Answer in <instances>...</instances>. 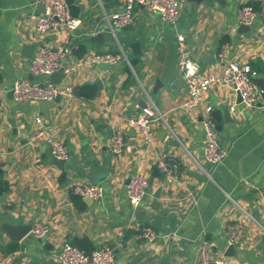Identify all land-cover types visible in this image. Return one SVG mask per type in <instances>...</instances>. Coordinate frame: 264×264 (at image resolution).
I'll list each match as a JSON object with an SVG mask.
<instances>
[{"label": "crops", "instance_id": "0c3cea01", "mask_svg": "<svg viewBox=\"0 0 264 264\" xmlns=\"http://www.w3.org/2000/svg\"><path fill=\"white\" fill-rule=\"evenodd\" d=\"M242 0H181L175 25L138 4L134 23L111 32L104 15L121 9L122 0H73L75 17L82 23L72 40L76 69L60 82L75 91L91 88L92 96L76 94L53 101L50 117L38 102L19 103L11 92L23 78L33 76L30 64L41 44L58 46L62 31L39 34L35 0H0V90L4 111L0 121V264H42L55 261L62 244L80 242L84 248L108 247L116 264H199L202 238L213 257L231 264H264V96L257 106L244 108L238 93L212 85L202 102L183 108L187 98L178 70V35L185 37L192 57L201 64L203 76L220 75L237 59L264 81V0H247L257 11L250 30L240 32L238 9ZM75 12V13H74ZM102 34L103 38H91ZM138 43L137 52L132 47ZM86 49L83 56L74 51ZM27 48L30 51H27ZM141 51V54L139 52ZM122 52L126 55H122ZM225 55L222 56L221 53ZM92 53L121 54L108 69L85 62ZM162 86L157 88L158 82ZM100 84V85H98ZM154 105L170 126L156 127L152 143L128 124L129 117ZM212 107L220 143L229 151L224 162L210 170L203 156L202 120ZM230 108L233 123L225 118ZM42 126L69 150L59 167L45 143L31 142ZM126 134L130 150L113 154L108 140L115 130ZM157 154L179 162L180 185H170L157 170ZM207 169V168H206ZM142 172L150 180L149 195L138 209L127 197L128 179ZM101 183L104 196L87 202L73 185ZM240 222L246 236L226 255L227 228ZM49 227L44 239L31 232L13 242L5 224ZM153 226L156 242L140 238V230Z\"/></svg>", "mask_w": 264, "mask_h": 264}, {"label": "built area", "instance_id": "2783aa9c", "mask_svg": "<svg viewBox=\"0 0 264 264\" xmlns=\"http://www.w3.org/2000/svg\"><path fill=\"white\" fill-rule=\"evenodd\" d=\"M141 4L150 13L159 14L163 20L175 25L181 15V0H122L121 9L111 14L104 15L108 29L116 33L120 29L130 27L134 23L135 6ZM35 5H43L44 11L37 14L35 23L40 35L45 36L51 32L62 31L63 42L58 46L41 44L37 47L30 64L33 76L50 77L53 73L62 72L71 74L76 69V64L70 62L72 57V40L79 29L82 20L72 14L68 0H35ZM257 16V11L247 0H242L238 9V20L242 25L251 26ZM122 55H126L122 52ZM113 53H92L84 60L90 64L116 63L122 56ZM178 70L182 76L187 92L183 108L198 106L212 85L229 87L241 95V105L252 108L262 101L263 90L255 80L256 72L249 65H244L237 59L230 60L224 71L218 76L206 75L201 72V64L194 59L187 47L185 37L178 35L177 47ZM225 55L224 52L221 53ZM13 98L19 103L38 102L39 100L55 101L59 98H71L76 95L74 87L70 85L48 82H36L30 78L17 80L12 88ZM3 90H0V121L4 111L2 101ZM41 126L31 136V142L41 141L49 148L54 159L66 160L69 150L65 143L52 136L43 124V116L35 117ZM127 122L136 127L144 141L152 143L156 127L164 126L170 129L165 115L151 105L135 116L129 117ZM203 126V156L206 162L216 167L224 162L228 156V149L224 147L217 136L216 121L212 114V107L207 109V115L202 120ZM108 147L113 154H123L130 150L126 134L122 129H117L108 140ZM2 155L0 154V162ZM158 171L165 177L170 185H180L178 177L179 162L167 155L157 154L155 160ZM203 172L211 177L210 170L201 167ZM73 191L83 198L99 201L104 196V186L101 183L73 185ZM150 180L142 172L135 173L127 185V197L130 205L138 209L149 195ZM31 233L39 239H44L49 234V227L36 223ZM228 243L238 244L246 236V228L240 222L231 223L227 228ZM140 238L151 243L156 242L160 233L151 225L144 226L139 233ZM59 264H116V253L108 247H96L87 252L73 243L66 241L62 244L57 255ZM199 264H231L227 258L213 257L210 254L208 240L201 239L199 247Z\"/></svg>", "mask_w": 264, "mask_h": 264}, {"label": "water", "instance_id": "95a60500", "mask_svg": "<svg viewBox=\"0 0 264 264\" xmlns=\"http://www.w3.org/2000/svg\"><path fill=\"white\" fill-rule=\"evenodd\" d=\"M43 11H44L43 5H38V8H37L38 14L42 13ZM248 30H250V26L242 24L240 26V30L239 31L240 32H246ZM102 38H103L102 34H97V35L93 36L91 38V40L95 41V40H100ZM132 47L135 49V52H137L139 44L135 43V44L132 45ZM27 51H30V50L27 48ZM139 54H141V51L139 52ZM109 66H110L109 63H100V67L103 68V69H108ZM64 77H65V75L62 72L53 73L50 76V82L55 83V84H59ZM180 83L184 84L182 77L180 79H178L176 85H178ZM98 85H100V84H98ZM160 86H162V83L159 81L157 83V88H159ZM9 94L12 96L13 95L12 91ZM238 96H239V101L241 102L242 101L241 95L238 94ZM54 104L55 103L53 101H48V100H39L38 101L40 112L42 114H44L45 117H47V118L50 117L49 111H50L51 107H54ZM139 105L142 108V107H146L147 103L144 100H141ZM224 112H225L226 121L229 122V123H233L234 122V118L232 117L230 108H228V107L225 108ZM54 160H55V163L59 167L62 168V166H63L65 161L62 160V159H54ZM206 168L207 169H211L212 168V164L207 162L206 163ZM130 179H131V177L128 179V182H130ZM86 201L90 202V201H92V199L86 198ZM3 230L8 234V236H9L11 241H13V242H21V240H23L31 232L32 225H12V224H8L7 223V224H5L3 226ZM233 251H234V245H230L226 255L231 256L233 254ZM42 264H59V263H56L55 261L51 260V261H43Z\"/></svg>", "mask_w": 264, "mask_h": 264}, {"label": "trees", "instance_id": "16d2710c", "mask_svg": "<svg viewBox=\"0 0 264 264\" xmlns=\"http://www.w3.org/2000/svg\"><path fill=\"white\" fill-rule=\"evenodd\" d=\"M68 2H69V4H70V6H71V11H72V14H73V11H75V8H74V5H73V0H68ZM75 13V12H74ZM74 15V14H73ZM75 16V15H74ZM78 56H83V55H85V53H86V49L85 48H83V47H80L78 50H76V51H74ZM257 82V84L262 88V90H263V96H264V81L263 80H258V81H256ZM89 89H91V88H88V87H82V88H80L79 90H76V94L78 93V94H80V95H87V96H92L93 95V93H94V91H92V92H89L88 93V90ZM158 170V169H157ZM74 245H76V246H78L79 248H81V249H83V250H85V251H87V252H91L93 249L92 248H88V247H85L84 248V246L80 243V242H78V243H73Z\"/></svg>", "mask_w": 264, "mask_h": 264}]
</instances>
